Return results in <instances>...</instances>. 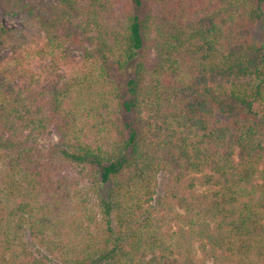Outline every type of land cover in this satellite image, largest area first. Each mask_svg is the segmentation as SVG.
Masks as SVG:
<instances>
[{"label": "trees", "instance_id": "16d2710c", "mask_svg": "<svg viewBox=\"0 0 264 264\" xmlns=\"http://www.w3.org/2000/svg\"><path fill=\"white\" fill-rule=\"evenodd\" d=\"M0 6V264H264V0Z\"/></svg>", "mask_w": 264, "mask_h": 264}, {"label": "rangeland", "instance_id": "374dc122", "mask_svg": "<svg viewBox=\"0 0 264 264\" xmlns=\"http://www.w3.org/2000/svg\"><path fill=\"white\" fill-rule=\"evenodd\" d=\"M50 1H56V0H40L41 3H48ZM0 21H5L6 23L10 25L15 26H23V23L21 21V18L19 16H11L4 13V9L0 6ZM258 29V28H257ZM259 33V32H258ZM8 50H3V54H7ZM167 176L165 174H162L160 176V186H159V195H161L164 192V185L166 183ZM28 239H31L28 235Z\"/></svg>", "mask_w": 264, "mask_h": 264}]
</instances>
